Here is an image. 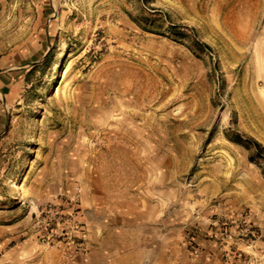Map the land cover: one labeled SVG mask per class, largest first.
<instances>
[{"label": "rangeland", "instance_id": "rangeland-1", "mask_svg": "<svg viewBox=\"0 0 264 264\" xmlns=\"http://www.w3.org/2000/svg\"><path fill=\"white\" fill-rule=\"evenodd\" d=\"M114 219L116 264H264V0H0V264Z\"/></svg>", "mask_w": 264, "mask_h": 264}, {"label": "crops", "instance_id": "crops-1", "mask_svg": "<svg viewBox=\"0 0 264 264\" xmlns=\"http://www.w3.org/2000/svg\"><path fill=\"white\" fill-rule=\"evenodd\" d=\"M111 223L112 227L110 226L108 229L103 230L102 236L98 237L97 243L90 247L87 252L80 254L82 264H116L118 258L121 256L126 257V254L130 253L129 248L131 246H126L123 241V237H126L124 236L126 232L121 229L125 222L120 225L121 222L114 219ZM136 255L135 260H133L134 264L137 261L142 263V259L145 258L140 257L139 260L138 257L141 254Z\"/></svg>", "mask_w": 264, "mask_h": 264}, {"label": "trees", "instance_id": "trees-1", "mask_svg": "<svg viewBox=\"0 0 264 264\" xmlns=\"http://www.w3.org/2000/svg\"><path fill=\"white\" fill-rule=\"evenodd\" d=\"M204 47H207V45L206 44H202ZM233 141H235V142H237V143H240V144H242V145H244V143L242 142V140L240 139V138H235V139H232ZM250 140L251 141H253V143H254V145L255 146H257V147H259L260 148V144L256 141V140H254V139H252V138H250ZM247 146V145H246ZM260 151H258V153H259Z\"/></svg>", "mask_w": 264, "mask_h": 264}]
</instances>
